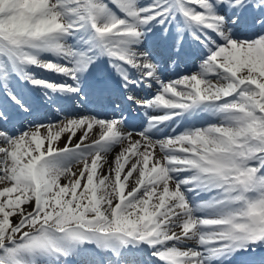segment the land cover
<instances>
[{"label":"snow or ice","instance_id":"1","mask_svg":"<svg viewBox=\"0 0 264 264\" xmlns=\"http://www.w3.org/2000/svg\"><path fill=\"white\" fill-rule=\"evenodd\" d=\"M0 264H264V0H0Z\"/></svg>","mask_w":264,"mask_h":264}]
</instances>
